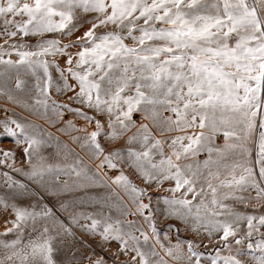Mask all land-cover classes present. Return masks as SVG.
<instances>
[{"label": "snow or ice", "instance_id": "1", "mask_svg": "<svg viewBox=\"0 0 264 264\" xmlns=\"http://www.w3.org/2000/svg\"><path fill=\"white\" fill-rule=\"evenodd\" d=\"M0 39V99L49 123L50 113L81 118L84 127L68 120L60 131L92 161L60 141L45 157L43 129L4 107L0 136L26 146L21 167L0 149V214L14 216L0 232V264H64L67 238L85 243L71 224L116 242L113 264H264V214L237 209L264 208V0H0ZM53 91L71 93L68 103ZM98 187L105 193L91 195ZM46 195L62 197L68 215ZM160 216L194 238L175 224L162 235ZM202 244L215 255L205 259Z\"/></svg>", "mask_w": 264, "mask_h": 264}, {"label": "rangeland", "instance_id": "2", "mask_svg": "<svg viewBox=\"0 0 264 264\" xmlns=\"http://www.w3.org/2000/svg\"><path fill=\"white\" fill-rule=\"evenodd\" d=\"M77 14L81 15V12L79 9L77 10ZM92 15H94V14H88L84 18L90 20L92 18ZM89 26H90L89 24H84V26L82 28H80V30L76 33V35H81L83 33V31H85ZM99 31L102 32V31H104V29H100ZM55 35L56 34H47L46 38H51ZM74 38L75 37H73V39ZM15 39L17 42H27L29 44L34 45L38 38L37 37H26L23 40H21V37L17 36ZM63 42L67 43V39H64ZM0 43H3V39H0ZM126 43H131V41L130 40L126 41ZM77 50L78 49H72L73 52H75ZM5 58L7 59L8 57H5ZM11 59L16 60V59H18V57L15 54H13ZM48 59H51V57H48ZM61 66H63L62 61H61ZM51 71L53 73L54 78L58 77V73L55 71V69H51ZM11 74L13 77V79L11 81V86L14 87L15 86V76H16L15 70H12ZM20 76H21V78H23L27 81V86L29 88H31L32 85L35 83V78L32 77L31 75L25 76L23 71L20 72ZM32 94L33 95L35 94L34 91ZM52 95H53V98L57 99L60 103H68L67 95H71V93H68L67 95H61V94H58L55 91H53ZM4 107H7L8 109H10L7 112V116L18 120L21 123H25V122L30 121V122L40 126V128L43 129V136L47 140V143L44 146H42L40 151H41V154L44 155L45 157H50V156L55 155L56 143H57V141H60L62 143H67L72 148H74L75 151L77 153H79L84 158V160L87 164H90V165L92 164V161L79 148V146L72 143L69 140V137L65 132L60 131V129L62 127H64L63 121H68V120H71L73 122V124H75L76 127H78V128L84 127V121L81 118H79L78 116H76L70 112H64L62 119H60V118L56 117L54 114L50 113L49 115H50L51 119L54 121V123H49L46 119L42 118L41 116L36 115L33 112L26 110L25 108H23L21 106L13 105L11 103H5L3 99H0V119H2L5 115V113L3 111ZM72 107L78 108L81 106L73 103ZM90 114H92V113H90ZM134 119L139 120L140 117L138 115H135ZM89 127L91 129V126H89ZM0 132H3L2 127H0ZM222 139L223 138L221 137L220 138L221 142H222ZM25 146L26 145H24L23 143L20 145H17L14 142V139L12 137L0 136V149H11L12 151H14L16 153V166L17 167H21L24 164L23 147H25ZM255 154H256L255 151H253V153H252L253 158H255ZM201 159H203V157H201ZM9 163H11V161H9ZM4 170H7V169H0V171H4ZM93 170L95 171L94 166H93ZM115 174L116 173L114 171H111V170L109 171V175H115ZM12 175L15 179H19L24 183H28L30 185L33 184V182L30 181L28 177L23 176L20 173L13 172ZM133 179H135V177H133ZM168 186L169 185L166 183L165 187H168ZM161 192H163V190H161ZM104 193H105V189L102 187L95 188L90 192L91 195H103ZM77 194H82V193H77ZM163 194H166V193H163ZM252 194L255 195L254 192ZM61 198L62 197L53 196V195H46L44 202L48 203L49 206H53V210L57 212V215L60 216L61 219H63L65 216L68 215V213L59 211V200ZM21 203L27 204L28 201H21ZM237 209L241 212H246L248 214H257V215L258 214H264V208L259 209L257 212H254V210L251 206L245 208L243 205H237ZM86 210L87 211H93L94 207H87ZM113 214L117 215L115 212ZM12 218H14V216L11 214V212L6 213V214H0V232H2L4 230V227H5L4 219H12ZM128 219H132V217H128ZM66 223H68V221H66ZM81 223H84V221H81ZM169 224H175L178 228L181 229L180 234H179L181 238H189V239L194 238L192 232L184 230V225L180 221L175 220V219H165L163 216H160L158 223H157V227L161 230L162 235H163L164 231H168L167 225H169ZM7 226L10 227L11 225L9 224ZM70 226L73 228V231L75 232L76 237L82 238L85 243H84V245H81L79 240L73 241V239L71 237L67 238L65 243L69 244L70 247L67 249H62L60 251V253L56 257L58 261H62V262H64V264H88V261L86 259L87 256H93V258L103 256L104 259L107 261V264H113L112 253L115 252V250L119 247V245L116 242L113 241L109 244L102 245L100 238L98 236H91V235L85 234L84 231L82 229H80L77 224H71ZM262 231H264V229H262ZM33 236H35V234H33ZM3 238L4 239H12L13 237L8 236V237H3ZM172 238H173V240L176 239L175 233H172ZM201 239H203L205 243H209L207 236H202ZM87 245H91V247L89 248V247H87ZM242 247L246 248V245H243ZM199 251H203L206 253L205 259H207L208 254L215 255L214 251H212L211 244H210L209 248H207V249L204 248V246L202 244L199 248ZM73 252L76 253L74 258L72 256ZM119 259L121 261H123V260L127 259V257L121 255L119 257ZM208 264H210V261L208 262Z\"/></svg>", "mask_w": 264, "mask_h": 264}]
</instances>
